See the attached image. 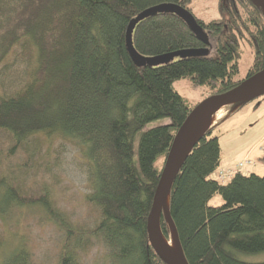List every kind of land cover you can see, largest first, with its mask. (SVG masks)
I'll list each match as a JSON object with an SVG mask.
<instances>
[{"label":"trees","instance_id":"trees-1","mask_svg":"<svg viewBox=\"0 0 264 264\" xmlns=\"http://www.w3.org/2000/svg\"><path fill=\"white\" fill-rule=\"evenodd\" d=\"M191 2L0 0V264H166L150 245L147 223L174 137L196 107L174 82L188 79L215 96L264 72V10L255 0H220L222 19H196L207 45L174 13L147 17L133 32L140 55L209 53L136 66L126 45L130 22L164 4L193 14ZM243 46L253 65L237 80ZM215 131L196 143L171 190L169 213L183 255L188 264H264L239 258L264 252V176L214 178L224 160ZM51 144L78 150L90 190L82 221L35 179L52 171L43 154ZM216 195L220 207L211 205ZM28 209L56 233L41 255L11 222ZM160 225L169 241L165 216Z\"/></svg>","mask_w":264,"mask_h":264},{"label":"rangeland","instance_id":"rangeland-1","mask_svg":"<svg viewBox=\"0 0 264 264\" xmlns=\"http://www.w3.org/2000/svg\"><path fill=\"white\" fill-rule=\"evenodd\" d=\"M190 9L196 19L204 22L219 20L223 17L220 0H192ZM242 51L240 73L236 77L237 80H244L247 71L253 65L254 55L251 50L243 46ZM173 86L192 107L210 97V92L206 87L196 89L188 79L175 81ZM217 116L219 119L215 125H212V128L216 127L215 135L220 137L223 157L226 158L225 162L231 160L232 164L235 163L234 167H229V169L236 170L238 164L251 161L252 164L245 166L241 171L248 175L255 172L264 176V152L260 149V145L264 142V98L250 101L248 104H241L235 109L226 106L217 112ZM166 122L168 121L164 119L155 121L147 125L146 128L150 129ZM136 141L135 149L138 150V137ZM259 142L260 144H258ZM51 145L53 151L43 149V154L52 171L45 175L40 172L35 179H43L51 188L52 195L59 205L66 208L69 215H72V219L82 221L87 212L83 204V196L90 190L87 186V176L78 165L80 161L78 150L70 144L64 148H59L57 144ZM12 161L15 164L18 163L16 158ZM162 162V159H159L157 165L160 166ZM229 169L222 171H229ZM210 202L213 207H220L224 203L221 195H216ZM38 216L35 210H18L11 216V222L16 225L14 228L16 232L29 235L31 242L35 245V251L41 255L43 251L51 249L56 233L52 227L39 225ZM2 227L6 228L4 223ZM239 258L250 263H261L264 262V252L255 255L244 253L240 254Z\"/></svg>","mask_w":264,"mask_h":264},{"label":"water","instance_id":"water-1","mask_svg":"<svg viewBox=\"0 0 264 264\" xmlns=\"http://www.w3.org/2000/svg\"><path fill=\"white\" fill-rule=\"evenodd\" d=\"M255 1L264 10V0ZM159 12H171L180 16L188 24L190 30H192L197 35L198 39L201 42H204L206 45L208 44V37L205 31L203 30L202 26L199 25L198 21H196L195 16L191 12L175 4L159 5L158 7L147 9V11L142 12L137 16V18L130 22L128 27L126 34V45L128 47L129 54L136 66L145 67L146 64L149 66H160L161 64L169 63L176 57H186L192 55L203 56L209 53L207 48H203L202 50L182 51L181 53L162 55L160 57L149 59L143 55H140L133 45V32L139 22L147 19V17L157 15ZM262 74H264V72L258 74L254 78L247 80V82L236 86V88L233 90L227 91L223 94H215V96H210L202 103L196 105L194 110L190 113L184 124L180 127L179 131L175 135V140L170 148L169 154L165 159V165L158 181L159 184L155 191L153 207L149 214L150 216L147 223L150 245L153 247L158 258H161L166 264H188L186 257L183 255L182 247L180 246V242L178 240V235H176V229L175 225H173L171 214L169 211L165 214V207L167 202L169 203L170 201L171 190L175 184L177 176L181 172L180 170L186 163L188 156L194 150L193 148L196 146V143L203 136L201 135L200 137L196 138L194 136L193 127L196 120L208 110L213 111L211 116L214 117L213 115L223 108H226V106H239L244 102L258 100L259 98L264 97V82L257 84L253 83V80ZM162 216L166 217L167 224L170 225L171 235L172 231H174L176 235L177 243L181 247L180 253L168 246L167 240L162 235L160 225Z\"/></svg>","mask_w":264,"mask_h":264},{"label":"bare ground","instance_id":"bare-ground-1","mask_svg":"<svg viewBox=\"0 0 264 264\" xmlns=\"http://www.w3.org/2000/svg\"><path fill=\"white\" fill-rule=\"evenodd\" d=\"M263 76H264V74L258 76L256 79L253 80V83L257 84V83L264 82V78H262ZM212 113H213L212 110H208V111L205 112V114H203L202 116H200L196 120L195 125L193 127L194 128V136H195V138L206 134V132L212 128V125H215V123L219 119V117L217 116V113L215 115H213L214 117H212L211 116ZM169 206H170V204L167 202V205L165 207V214L168 213ZM171 236H172V240L167 241L168 246H170L176 252L180 253L181 252V247L177 243V238H176V235H175L174 231H172V235ZM161 238L163 239L162 236H161Z\"/></svg>","mask_w":264,"mask_h":264},{"label":"built area","instance_id":"built-area-1","mask_svg":"<svg viewBox=\"0 0 264 264\" xmlns=\"http://www.w3.org/2000/svg\"><path fill=\"white\" fill-rule=\"evenodd\" d=\"M260 149L262 152H264V142L260 145ZM252 162L250 161L249 163H240L238 164L237 168L238 169H229V171H222L220 170L218 173V178L217 180H221L222 182H226L227 180L230 181V178H232L236 173H240V171L247 165H251Z\"/></svg>","mask_w":264,"mask_h":264},{"label":"crops","instance_id":"crops-1","mask_svg":"<svg viewBox=\"0 0 264 264\" xmlns=\"http://www.w3.org/2000/svg\"><path fill=\"white\" fill-rule=\"evenodd\" d=\"M263 140V139H262ZM261 140V141H262ZM260 141V142H261ZM260 142L258 143V144H260ZM224 158V157H223ZM225 159L226 158H224V160H223V163H222V165H221V168H220V170H227V169H229V167H234V164H232V161L231 160H229V161H227V162H225ZM226 163V164H225ZM237 165V164H236ZM219 173V172H218ZM218 173L217 174H215V177L214 178H218ZM255 173V172H254Z\"/></svg>","mask_w":264,"mask_h":264}]
</instances>
